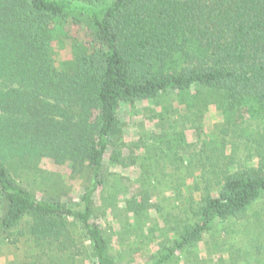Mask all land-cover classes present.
I'll use <instances>...</instances> for the list:
<instances>
[{"label": "trees", "instance_id": "trees-1", "mask_svg": "<svg viewBox=\"0 0 264 264\" xmlns=\"http://www.w3.org/2000/svg\"><path fill=\"white\" fill-rule=\"evenodd\" d=\"M59 35L76 51L68 68L52 52ZM163 95L187 117L211 102L223 122L197 155L196 177L213 174L216 189L193 179L198 198L179 201L192 216L175 219L176 238L151 264L179 259L219 221L242 220L264 200V0H0V259L22 241L25 258L9 264H120L102 216L122 209V229L141 234L131 219L163 210L151 200L150 169L130 168L139 143L122 140L121 109ZM166 133L140 142L173 162L185 146ZM108 163L121 173L112 182ZM45 164L70 178L89 173L77 202L31 189L56 181ZM263 250L240 249L231 264Z\"/></svg>", "mask_w": 264, "mask_h": 264}, {"label": "rangeland", "instance_id": "rangeland-1", "mask_svg": "<svg viewBox=\"0 0 264 264\" xmlns=\"http://www.w3.org/2000/svg\"><path fill=\"white\" fill-rule=\"evenodd\" d=\"M69 34L83 42L84 32L82 29L72 27L69 29ZM71 44V40L64 35H59L58 39L53 41L52 52L57 64L62 68H68L74 62L76 51ZM175 101L170 100L168 95H163L158 100L142 101L135 106L126 105L121 109L122 140L131 147L139 143V148L134 150L138 157L137 161L130 168L139 173L142 171L140 164L144 162L146 169L148 171L150 169L152 173H147V175L151 182L157 186L156 190H151V200L161 204L163 210L159 213L144 212L131 219L141 228V234H139V230L132 227L133 225L122 229L120 226L124 223L122 209L117 210L116 214L112 216H102L106 228L115 227L113 232L116 231V234L112 236L109 246L119 259L120 264H151L153 259L151 255L159 251L162 252V248L176 238L177 227L180 225H177L175 219L189 221L187 215L192 216V213H183L184 207L179 201L182 198L184 200L191 199L190 196L196 200L200 194L198 190L192 188L193 179H199L196 177L199 168L197 155L204 148L203 141L210 137L213 127L223 121L211 102L207 103L203 113L195 118L190 115L187 117L185 108ZM170 105H173V110L168 111L171 108ZM165 132L169 136L179 139V144L185 146L183 149L177 150L176 155L181 160L174 159L172 162L169 158L174 157L173 153L167 152L168 155L165 158L160 156L159 151L146 148L145 145L151 146L153 143L151 141L156 139V135H165ZM142 140L145 145L140 142ZM161 147L165 149L163 145ZM44 166L51 169L48 164ZM187 168L192 170V175L186 172ZM51 170L58 175L52 185L42 189L43 186L34 184L31 189L39 196L47 195V192L44 191H48L61 196L65 201L77 202L80 194L84 191L85 184L91 180L89 173L81 172L77 178H70L66 167H53ZM104 171L109 182L114 181L111 179L116 175H121L117 166L109 163L104 167ZM204 180H202V185L206 183L208 189L214 192L216 179L213 174H209ZM128 184L119 183L118 187L125 188ZM101 194L105 195V188ZM176 208L178 213H172L171 210ZM152 227L157 232L155 236L147 230ZM109 230L112 231V229ZM258 243L264 247V200H258L242 220L219 221L214 228L203 233L202 239L196 246L186 249L181 253L179 259H174L168 264H231V260L237 255V252L239 254L238 250L248 248L250 250ZM261 253L245 262V254L240 252L241 255L236 263L264 264V250ZM4 255L7 257L5 258ZM25 255L26 247L22 241L17 242L14 246L3 249L0 264H9L12 260L21 261Z\"/></svg>", "mask_w": 264, "mask_h": 264}]
</instances>
